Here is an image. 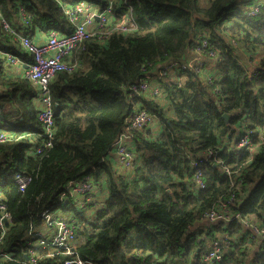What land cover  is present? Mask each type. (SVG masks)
Returning a JSON list of instances; mask_svg holds the SVG:
<instances>
[{
  "label": "trees",
  "instance_id": "trees-1",
  "mask_svg": "<svg viewBox=\"0 0 264 264\" xmlns=\"http://www.w3.org/2000/svg\"><path fill=\"white\" fill-rule=\"evenodd\" d=\"M80 1L99 10L108 4L0 0L10 26L5 31L0 23V49L30 63L18 37L40 43L51 30L66 33L64 11ZM114 1L116 15L131 7L136 29L88 37L64 58L74 67L57 71L49 84L51 139L41 135L36 85L22 76L23 68H7L0 58V131L17 137L0 142V192L10 216L0 248L11 255L3 264H31L25 240L45 211L74 225L77 254L92 263L204 264L200 257L210 241L226 234L232 247L219 264H264V240L251 254L250 231L240 220L205 232L193 228L231 194L233 213L264 225V2L248 16L256 0ZM203 40L217 56L210 83L193 70L177 69L164 80L154 76L159 98L129 93L130 85L163 63L182 61ZM139 109L152 113L158 131H132L135 168L126 175L108 158L127 118ZM245 130L255 132V150L236 149ZM208 151L215 156L201 164L200 190L191 163ZM17 173L30 178L22 191L14 184ZM84 176L104 187L106 198L82 206L80 197L61 202L66 185ZM35 259L63 264L68 257L44 252Z\"/></svg>",
  "mask_w": 264,
  "mask_h": 264
},
{
  "label": "built area",
  "instance_id": "built-area-1",
  "mask_svg": "<svg viewBox=\"0 0 264 264\" xmlns=\"http://www.w3.org/2000/svg\"><path fill=\"white\" fill-rule=\"evenodd\" d=\"M108 1L105 9L99 10L89 2L80 1L73 7L65 9L67 21H69V29L66 33H59L55 30L49 31V34L44 36V40L40 43L19 36L21 46L26 53L31 56V62L26 63L15 56H11L0 49V58L5 60L7 68H23L22 76L36 85L35 104L40 108L37 116L43 127V137L51 139L54 126V118L52 116L53 101L49 84L52 77L57 71L70 70L74 65L67 67L64 63L66 57L88 37L103 38L104 36L117 32L125 34L136 29V20L133 17L132 9L128 5V9L122 15H116L114 9V0ZM262 2H257L252 8L248 9L246 15L254 16L259 10V5ZM0 23L5 31H10V26L1 17ZM107 26V27H106ZM109 26V27H108ZM106 27L104 31H102ZM207 42L203 40L201 45L191 48L192 57L188 56L182 61H170L163 63L162 66H157L152 75H146L145 79L136 82L128 87L131 95H147L151 98H159L160 91L157 88V83L154 81V76L164 80L174 70H193L202 75L207 83L211 82L212 74L210 67L207 65V60H217V56L213 51L207 50ZM153 116L148 110L139 109L132 113L127 118L123 130L114 141L111 150L115 153L117 163L126 170L133 172L135 168V152L132 149V131L143 130L153 123ZM264 131V126L262 127ZM260 133V139L264 140V133ZM253 131L245 130L236 142V149L246 148L255 150L252 146ZM13 133L0 131V142L14 140L17 137ZM215 154L212 151L204 153L202 160H193L191 165L195 169L193 182L196 187L203 190V170L201 164L208 160H212ZM30 182V178L22 173H17L14 178V184L22 191ZM94 183L92 176H84L80 179H75L69 182L65 187V192L61 195L60 201L65 202L70 198L80 197L83 199L81 206L90 201V194L93 191ZM4 196L0 192V244L5 233L4 223L9 221V213L5 209ZM235 202V194H231L226 200H223L218 205V208L206 211L202 216V222H208L211 225L218 226L220 223L230 222L234 219L240 220L245 228H248L253 236H257L261 241L264 240V225L242 218L239 213H233L231 205ZM53 214L49 211L42 213V224L34 229H30L28 238L25 240L27 252L25 257L31 264H36V259L41 253L45 252L46 257L54 258L56 255L68 257L63 264H97L83 260L77 254V238L74 225L68 223L63 218L53 219ZM210 249L203 253L200 260L204 264H219L223 259L225 250L232 247L230 238L224 234L210 241ZM41 251V252H39ZM11 260V255L0 248V264Z\"/></svg>",
  "mask_w": 264,
  "mask_h": 264
},
{
  "label": "crops",
  "instance_id": "crops-1",
  "mask_svg": "<svg viewBox=\"0 0 264 264\" xmlns=\"http://www.w3.org/2000/svg\"><path fill=\"white\" fill-rule=\"evenodd\" d=\"M264 2V0H256V3L257 2ZM255 3V4H256ZM193 54H191V51H188V53L186 54V56H188V59L192 57ZM211 60L208 59V63L210 62ZM153 130H155V132L158 131V127L156 124H153V127H152ZM110 156L108 158V162H111V164L119 171H121L123 174H126L128 175V173H130L129 171L126 172V170H123L119 164L117 163V160H116V156H115V153L111 150L110 151ZM92 194L90 195V200L89 203H97V202H100L102 200H104L106 198V190L104 189V187L102 188H99L98 186H94L93 189H92ZM201 228L204 232L209 230V229H212L214 228V225H211L209 224L208 222H202L200 221L198 224H196L193 228ZM192 228V229H193ZM248 229V228H246ZM249 230V229H248ZM250 231V230H249ZM249 238L247 240V243L249 245V251L251 254H255L256 252H258L260 250V248L262 247L263 243L262 241L257 237V236H253L251 232H249Z\"/></svg>",
  "mask_w": 264,
  "mask_h": 264
},
{
  "label": "rangeland",
  "instance_id": "rangeland-1",
  "mask_svg": "<svg viewBox=\"0 0 264 264\" xmlns=\"http://www.w3.org/2000/svg\"><path fill=\"white\" fill-rule=\"evenodd\" d=\"M247 57V56H246ZM252 63V62H251ZM214 64H215V60H211L209 63H208V60H207V65H208V67H213L214 66ZM156 123V119H154V121H153V123H151L150 124V126L149 127H153V124H155ZM91 194H92V192H91ZM90 194V195H91ZM55 212L57 213V214H61L62 212H61V210H55Z\"/></svg>",
  "mask_w": 264,
  "mask_h": 264
},
{
  "label": "water",
  "instance_id": "water-1",
  "mask_svg": "<svg viewBox=\"0 0 264 264\" xmlns=\"http://www.w3.org/2000/svg\"><path fill=\"white\" fill-rule=\"evenodd\" d=\"M224 117H225V119H227L228 118V115L227 114H224Z\"/></svg>",
  "mask_w": 264,
  "mask_h": 264
},
{
  "label": "clouds",
  "instance_id": "clouds-1",
  "mask_svg": "<svg viewBox=\"0 0 264 264\" xmlns=\"http://www.w3.org/2000/svg\"><path fill=\"white\" fill-rule=\"evenodd\" d=\"M111 151V150H110ZM91 201V200H90ZM89 203V202H88ZM219 225V224H218ZM216 227V226H215Z\"/></svg>",
  "mask_w": 264,
  "mask_h": 264
}]
</instances>
